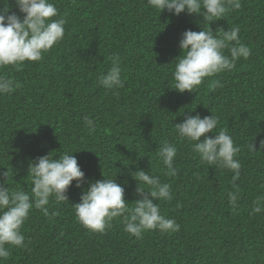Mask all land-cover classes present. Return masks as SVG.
Masks as SVG:
<instances>
[{
    "label": "trees",
    "instance_id": "1",
    "mask_svg": "<svg viewBox=\"0 0 264 264\" xmlns=\"http://www.w3.org/2000/svg\"><path fill=\"white\" fill-rule=\"evenodd\" d=\"M52 2L67 21L63 39L39 62L0 69L18 85L0 96V172L7 171V185L30 193L29 163L69 151L85 180L114 178L131 206L138 198L135 171H150L171 184L172 200L153 202L180 230L146 231L137 239L124 231L121 216L105 232H92L77 221L73 206L87 184L77 188L73 181L68 201L50 198L55 216L30 212L21 228L25 247H12L0 264H264V211L251 214L264 195V0H241L239 10L209 24L217 34L239 26L251 55L192 93L173 89L172 73L181 34L207 29L202 16L159 13L148 0ZM112 55L120 57L124 86L110 91L97 78L111 67ZM209 79L223 87L209 92ZM189 114H212L219 121L215 131L232 135L242 165L235 183L233 173L201 163L192 142L176 134L174 124ZM85 116L95 131L87 130ZM164 140L177 147L175 176L165 175L157 156ZM252 140L262 152L248 150ZM229 193L237 194L235 210Z\"/></svg>",
    "mask_w": 264,
    "mask_h": 264
},
{
    "label": "clouds",
    "instance_id": "2",
    "mask_svg": "<svg viewBox=\"0 0 264 264\" xmlns=\"http://www.w3.org/2000/svg\"><path fill=\"white\" fill-rule=\"evenodd\" d=\"M0 3L4 4L0 8V69L12 67L20 70L25 62H39L63 39L67 21L59 15L52 0H13L12 5L8 0H0ZM148 4L159 13L167 10L175 16L199 15L208 24L207 29L201 28L198 32L185 30L181 34L180 55L176 57L172 73L175 81L173 89L180 93L194 92L206 78L233 70L239 59H248L251 55V49L240 40L239 26L226 31L220 29L218 34L209 27L211 22L222 19L230 11L239 10L241 0H148ZM13 6L20 15L11 10ZM109 60L111 67L98 75L97 82L107 90H119L124 86L121 60L118 55L110 56ZM17 87L14 79L0 74V96L13 93ZM218 87H223L219 79H209V92H215ZM83 123L89 132L95 131L93 119L85 116ZM218 123V118L212 114L203 118L199 114H189L174 127L181 139L192 142V150L201 163L230 171L233 173L231 180L235 183L240 178L242 167L236 159L240 148L227 130L215 131ZM211 132L215 135H206ZM259 149L264 150V139L259 142ZM248 150L260 151L253 140ZM52 153L29 163L27 174L33 185L30 193L22 188H10L6 183L7 171L0 172V177L4 178L0 182V261L11 255L12 247H25V235L21 228L30 212L37 209L45 216H55L56 212L49 213L50 198L57 203L68 201L66 193L73 181L77 188H81L82 183L87 184L81 191L79 202L73 206L77 221L92 232H105L114 218L121 216L124 231L137 239H142L146 231L172 233L180 230L175 219L161 214L159 203L153 202L172 200L171 184L162 182L150 171L137 170L135 178L132 176L136 181L135 195L138 198L130 206L124 198L125 188L114 178L103 177L94 182L85 180V173L74 152ZM157 156L165 166V175L175 176L177 147L164 140ZM228 199L235 210L237 194L229 193ZM254 203L251 214L264 211L261 207L264 195L258 196Z\"/></svg>",
    "mask_w": 264,
    "mask_h": 264
}]
</instances>
